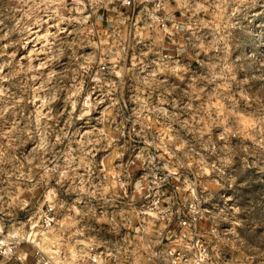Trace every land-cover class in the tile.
<instances>
[{"label":"clouds","instance_id":"obj_1","mask_svg":"<svg viewBox=\"0 0 264 264\" xmlns=\"http://www.w3.org/2000/svg\"><path fill=\"white\" fill-rule=\"evenodd\" d=\"M0 264H264V0H0Z\"/></svg>","mask_w":264,"mask_h":264}]
</instances>
